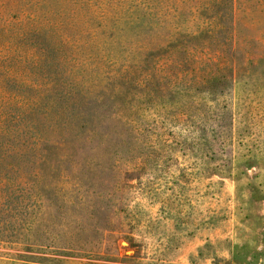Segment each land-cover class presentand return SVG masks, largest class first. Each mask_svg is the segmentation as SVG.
<instances>
[{
	"label": "rangeland",
	"instance_id": "1",
	"mask_svg": "<svg viewBox=\"0 0 264 264\" xmlns=\"http://www.w3.org/2000/svg\"><path fill=\"white\" fill-rule=\"evenodd\" d=\"M9 1L0 264H264V0Z\"/></svg>",
	"mask_w": 264,
	"mask_h": 264
},
{
	"label": "trees",
	"instance_id": "2",
	"mask_svg": "<svg viewBox=\"0 0 264 264\" xmlns=\"http://www.w3.org/2000/svg\"><path fill=\"white\" fill-rule=\"evenodd\" d=\"M214 1V0H212ZM232 0H226V7L228 8V12H225L223 14L221 21L226 20L227 16H229V7L232 4ZM9 0H0V50L4 49H9V44L10 40L12 38L16 37L18 40H23L27 38L29 33L35 34L36 36L39 35V30H41L42 23H37L34 22L31 24L30 27H24V26H19L20 21H12L9 19V15L7 14L11 9H13L15 6L9 5ZM16 1L15 3H17ZM212 18V17H211ZM218 24V23H216ZM21 27V28H20ZM212 31V30H210ZM198 36L196 33H189L186 37L188 40H196V37ZM20 47L19 45H16ZM188 54H191L189 51ZM196 61L195 58L192 59L191 62ZM196 63V62H195ZM0 99L4 98H10L14 99L20 107H23L25 109H31L35 101L34 100H27L24 98L23 95L15 93L11 94L7 93V85H6V80L12 75L13 70L12 68L5 67L4 69L0 70ZM197 83V82H195ZM54 108V102H47L45 106V111H50ZM7 114H5L4 110L0 109V136L3 134H6L7 130L3 126V122L6 118ZM17 119V118H15ZM19 118L15 121H18ZM3 151L0 152V244L2 243H7L6 241H11L12 237H15V235L18 232V230H15V228L8 226V223L10 219H15L17 221L22 222V218L17 216V212L14 211V209L17 208H24L25 203H23V200L25 199V195L22 197H17L16 194H14L18 189H20L22 184H26L30 186L31 188H35V183H30L27 181L26 174H23V172L20 170V167L14 163H7L5 162L6 159L11 155V151L14 153L21 155L22 149H15V150H10L7 148L6 145L2 146ZM15 154V156H17ZM9 171H14L16 172V176L14 180L10 179L7 174ZM38 172H33V174L37 175ZM20 198V199H19ZM13 200H16L13 202ZM34 203V200L31 202ZM10 237V238H8ZM8 239V240H7ZM27 248V247H26Z\"/></svg>",
	"mask_w": 264,
	"mask_h": 264
}]
</instances>
